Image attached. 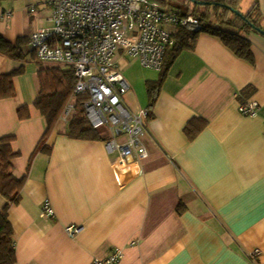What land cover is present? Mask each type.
I'll use <instances>...</instances> for the list:
<instances>
[{"label":"crops","instance_id":"0c3cea01","mask_svg":"<svg viewBox=\"0 0 264 264\" xmlns=\"http://www.w3.org/2000/svg\"><path fill=\"white\" fill-rule=\"evenodd\" d=\"M256 1L264 16V0H252L246 12ZM8 27L0 34L12 42L31 34ZM248 36L254 62L201 32L194 49L178 55L152 105L147 81H157L160 70L132 55L121 64L118 56L129 54L119 50L130 83L125 104L150 111L147 154L123 185L106 140L68 135L75 110L48 134L50 153H34L47 129L34 105L38 63L0 53V74L25 66L15 78L17 96L0 99V138L15 134L13 171L25 177L22 198L9 210L17 264H93L117 246L123 264H264V34ZM248 101L258 102L256 115L242 113ZM25 104L30 117L20 119ZM190 121L200 126L193 138L185 130ZM46 202L53 216L43 215ZM4 204L0 195V210ZM72 225L79 232H69Z\"/></svg>","mask_w":264,"mask_h":264},{"label":"built area","instance_id":"2783aa9c","mask_svg":"<svg viewBox=\"0 0 264 264\" xmlns=\"http://www.w3.org/2000/svg\"><path fill=\"white\" fill-rule=\"evenodd\" d=\"M46 7L50 27L34 29L28 45L39 61L74 71V95L86 97L83 106L91 126L107 125L111 132L106 147L115 154L113 170L123 185L138 172L137 160L147 154L150 111H135L125 104L130 83L117 53L123 50L137 57L142 66L160 70L166 49L174 41L167 27L197 30L201 24L194 15L179 14L160 0H46ZM11 15L7 12L6 17ZM74 110L75 103L70 101L63 116L69 117ZM258 110L256 101L241 105L246 115H256ZM43 215H54L47 202ZM68 230L76 233L80 227L72 225ZM123 259L124 250L117 246L93 264H123Z\"/></svg>","mask_w":264,"mask_h":264},{"label":"trees","instance_id":"16d2710c","mask_svg":"<svg viewBox=\"0 0 264 264\" xmlns=\"http://www.w3.org/2000/svg\"><path fill=\"white\" fill-rule=\"evenodd\" d=\"M170 1L173 0H163ZM176 9L182 15H194L201 27L197 30H188L176 27L172 33L173 43L165 53V59L160 69V77L157 81H147V91L152 105L165 81L174 61L185 49H194L195 43L201 32L210 33L221 41L240 58L254 62L251 49V32L264 30V16L260 12L259 1H256L253 9L247 14H238L242 0H175ZM172 6V5H171ZM29 37L21 36L15 42L7 40L0 34V53L18 60L30 59L38 63V80L40 89L34 102L37 109L46 118L47 129L40 140L35 154L39 151L50 153L51 148L46 145L48 134L53 130L65 107L74 98L75 113L69 123L68 135L75 139L108 140L98 129L91 126L85 116L83 102L86 97L83 94L74 95L77 77L74 71L60 65H42L35 51L25 50L29 43ZM30 52V53H29ZM25 72V66H21L9 73L0 74V99L17 96L15 78ZM252 92L249 87L243 92L247 96ZM20 119L30 117L28 105L18 106ZM193 138L200 126L193 125L190 121L185 129ZM15 134H8L0 138V195L5 199V204L0 210V264H17V252L15 248V231L9 219V210L13 204L19 203L22 198L25 177H18L13 171V160L19 152L13 148ZM185 205L181 203L177 211L182 213Z\"/></svg>","mask_w":264,"mask_h":264},{"label":"rangeland","instance_id":"374dc122","mask_svg":"<svg viewBox=\"0 0 264 264\" xmlns=\"http://www.w3.org/2000/svg\"><path fill=\"white\" fill-rule=\"evenodd\" d=\"M160 1L164 6L172 5L171 7H177L176 5L177 2H175V0H173L172 2L163 1V0ZM251 2L252 0H242L240 4L239 12H241L242 14H247L246 7L248 5L250 6ZM33 7H36V11L31 12V9ZM7 12L14 13V17L10 22H8V20H6L5 18ZM49 15L50 12L49 10H47L46 0H0V29H7L8 26H9L8 28L14 26V28L23 31L24 34L28 35L30 32H32V27H36V26L50 27V23L48 22L47 19ZM167 28L171 30L173 26H168ZM25 50L26 51L30 50L28 44L25 46ZM127 58H132V57L130 55H126L124 57L118 56V59L121 64L124 63L123 59L127 60ZM40 63L44 66L53 65L47 62H40ZM35 64L37 63L35 62ZM72 100L73 102H75L74 98ZM98 130L102 134L109 136V138L112 136L107 125L100 126Z\"/></svg>","mask_w":264,"mask_h":264},{"label":"water","instance_id":"95a60500","mask_svg":"<svg viewBox=\"0 0 264 264\" xmlns=\"http://www.w3.org/2000/svg\"><path fill=\"white\" fill-rule=\"evenodd\" d=\"M193 1H196V0H193ZM236 13L241 14V12H239V11H236ZM259 31L264 34V30L259 29Z\"/></svg>","mask_w":264,"mask_h":264}]
</instances>
